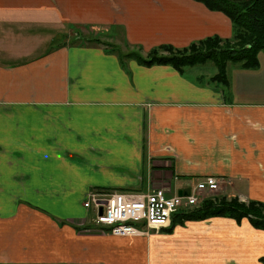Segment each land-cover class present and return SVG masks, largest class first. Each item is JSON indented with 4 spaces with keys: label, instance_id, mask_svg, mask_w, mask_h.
<instances>
[{
    "label": "crops",
    "instance_id": "obj_1",
    "mask_svg": "<svg viewBox=\"0 0 264 264\" xmlns=\"http://www.w3.org/2000/svg\"><path fill=\"white\" fill-rule=\"evenodd\" d=\"M83 29L143 55L232 37L194 0H0V264H262L264 230L247 219L113 236L82 202L94 189L174 196L206 176L212 199L264 202V64H229L224 92L215 67L120 62L72 44Z\"/></svg>",
    "mask_w": 264,
    "mask_h": 264
},
{
    "label": "trees",
    "instance_id": "obj_2",
    "mask_svg": "<svg viewBox=\"0 0 264 264\" xmlns=\"http://www.w3.org/2000/svg\"><path fill=\"white\" fill-rule=\"evenodd\" d=\"M205 5L209 10L223 13L232 23V37L221 39L210 37L190 44L183 49L171 46H160L143 55L138 47H129L121 52L115 49L112 42L105 41L100 32L92 36L79 35L72 38V44L85 46H103L115 53L121 61L134 60L142 66L165 65L178 72L187 68L211 64L216 74L210 82L222 91L229 89L227 66L238 65L242 69L255 70L259 67L258 55L264 53V0H194ZM211 217L233 219L237 224L247 219L257 230H264V202H240L236 198L227 200H206L200 207L188 211H180L173 215V222L199 221ZM264 264V257L260 259Z\"/></svg>",
    "mask_w": 264,
    "mask_h": 264
},
{
    "label": "built area",
    "instance_id": "obj_3",
    "mask_svg": "<svg viewBox=\"0 0 264 264\" xmlns=\"http://www.w3.org/2000/svg\"><path fill=\"white\" fill-rule=\"evenodd\" d=\"M218 189L219 181L214 176L203 177L174 196H167L164 190L135 194L94 189L85 193L82 206L94 213L93 225L106 234L148 235L149 231L169 228L174 214L198 207Z\"/></svg>",
    "mask_w": 264,
    "mask_h": 264
},
{
    "label": "rangeland",
    "instance_id": "obj_4",
    "mask_svg": "<svg viewBox=\"0 0 264 264\" xmlns=\"http://www.w3.org/2000/svg\"><path fill=\"white\" fill-rule=\"evenodd\" d=\"M82 33L83 34H85L84 36H92V35H86L87 33H88V30H86V29H83L82 30ZM119 43L118 44H116V42H113L115 45H114V47H115V49H117V50H120L122 53L123 52H126L127 51V48H126V46H124V44L123 43H121V41H118ZM75 43H78V41L77 42H75ZM258 58H259V61H261V63L262 64H264V53L263 52H260L259 53V55H258ZM205 66H210L209 68L208 67H204V69H201V70H205V71H209V72H212L213 70L215 71V69L213 68V66L211 65V64H207V65H205ZM213 197H210V196H207L206 198H205V200L203 201V202H205L206 200H214V199H212ZM218 199H220V197H217ZM203 202H201L199 205H198V207H200V205L203 203ZM90 212V214H89V218H94V213L90 210L89 211Z\"/></svg>",
    "mask_w": 264,
    "mask_h": 264
},
{
    "label": "water",
    "instance_id": "obj_5",
    "mask_svg": "<svg viewBox=\"0 0 264 264\" xmlns=\"http://www.w3.org/2000/svg\"><path fill=\"white\" fill-rule=\"evenodd\" d=\"M178 195H180V193L178 194ZM101 212H99V214H100Z\"/></svg>",
    "mask_w": 264,
    "mask_h": 264
}]
</instances>
